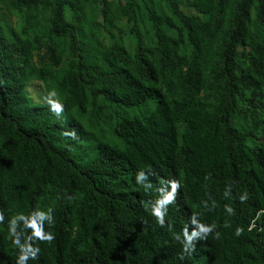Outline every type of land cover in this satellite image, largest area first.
Listing matches in <instances>:
<instances>
[{
	"label": "trees",
	"instance_id": "16d2710c",
	"mask_svg": "<svg viewBox=\"0 0 264 264\" xmlns=\"http://www.w3.org/2000/svg\"><path fill=\"white\" fill-rule=\"evenodd\" d=\"M0 213V264H264V0H0Z\"/></svg>",
	"mask_w": 264,
	"mask_h": 264
},
{
	"label": "clouds",
	"instance_id": "9594fccd",
	"mask_svg": "<svg viewBox=\"0 0 264 264\" xmlns=\"http://www.w3.org/2000/svg\"><path fill=\"white\" fill-rule=\"evenodd\" d=\"M54 111L57 114H60L63 112V105L62 104H56L54 106ZM144 178L146 179V175L143 171H140L137 174V182L139 183L140 179ZM171 187H172V191L163 199H159L157 200L156 205H152V215L157 219V222L161 225L164 226L165 224V220H164V216L166 214V206L168 204H171L174 202L175 200V194L177 192V189L179 188V183L177 181H171ZM241 202H244L247 199V194L245 193L244 195L239 197ZM163 209V210H162ZM226 209L229 213L233 212V209L229 206H226ZM51 209H49V213H51ZM4 217L3 214L0 213V221H3ZM195 222V221H194ZM215 225L212 226H205L203 224L198 225V229L197 230H193L191 234L188 233V229L185 228L183 230V252H189V249L191 248V251L194 250V244H193V240L200 235V233H205V234H209L210 232H212L213 228H215ZM243 233V229L242 228H237L236 229V235L240 236ZM217 237H219V233H217ZM42 239H46L49 242L52 241L54 239V236L52 234H48L47 236H41ZM176 239H179V236L176 237ZM39 250L37 249V252ZM36 257V253H33L32 258ZM28 259L27 256L21 255L20 257V262L19 264H25L26 260Z\"/></svg>",
	"mask_w": 264,
	"mask_h": 264
},
{
	"label": "rangeland",
	"instance_id": "374dc122",
	"mask_svg": "<svg viewBox=\"0 0 264 264\" xmlns=\"http://www.w3.org/2000/svg\"><path fill=\"white\" fill-rule=\"evenodd\" d=\"M117 35L122 36L123 39L126 41V43L131 44L132 40L128 33L120 32L117 30ZM29 91L32 94L33 98L36 100H40L41 102L46 100L47 93L45 91V87L43 84H41L39 81H35L30 83Z\"/></svg>",
	"mask_w": 264,
	"mask_h": 264
}]
</instances>
